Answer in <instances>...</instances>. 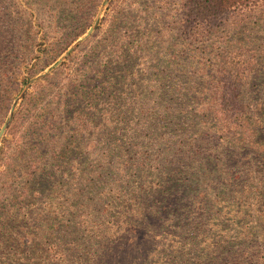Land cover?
<instances>
[{
	"label": "trees",
	"instance_id": "1",
	"mask_svg": "<svg viewBox=\"0 0 264 264\" xmlns=\"http://www.w3.org/2000/svg\"><path fill=\"white\" fill-rule=\"evenodd\" d=\"M261 6L264 0H181L183 33L205 38ZM120 48L113 58L123 57L114 56ZM217 48L212 71L197 70L203 83L182 63L160 94H128L135 85L123 73L128 66L112 62L107 97L95 95V85L82 96L81 127L98 135L81 147L96 156L104 150L91 165L98 172L88 185L92 203L61 211L49 203L38 215L48 233L18 239L22 247L2 251L0 264H264V73L245 48ZM225 203L238 205L219 206ZM116 208L125 219L105 220ZM8 232H0V246H8Z\"/></svg>",
	"mask_w": 264,
	"mask_h": 264
},
{
	"label": "rangeland",
	"instance_id": "2",
	"mask_svg": "<svg viewBox=\"0 0 264 264\" xmlns=\"http://www.w3.org/2000/svg\"><path fill=\"white\" fill-rule=\"evenodd\" d=\"M180 3L0 0V132L11 119L0 136V203L27 205L11 213L5 211L6 204L1 207L0 232L8 226L11 234L0 253L14 250L10 246L19 250L22 246L16 241L22 237L36 234L38 239L48 233L49 224L38 221V215L49 203L51 211L67 210L72 203H92L88 185L98 172L91 165L98 163L104 150L96 156L81 147L84 139L98 135L87 136L90 131L81 127V116L87 112L82 96L95 85L94 94L105 90L107 97L113 90L107 75L117 74L112 62H126L123 73L131 74L135 82L128 94L137 89L144 94L162 93L169 78L180 73L182 63L189 66L187 76L203 83L205 74L197 70L212 71L211 51H218L217 47L245 48L256 55L259 74L264 73V6L205 38H188L182 29ZM113 47H122L114 55L122 58H113ZM53 112L58 115L56 122L51 121ZM110 117L113 122L115 116ZM98 123L96 119L94 128ZM106 125L107 131H113L114 124ZM33 169L36 174L31 179ZM190 204L196 208L197 203ZM119 210L105 220L125 219ZM196 255L191 254L194 260Z\"/></svg>",
	"mask_w": 264,
	"mask_h": 264
},
{
	"label": "water",
	"instance_id": "3",
	"mask_svg": "<svg viewBox=\"0 0 264 264\" xmlns=\"http://www.w3.org/2000/svg\"><path fill=\"white\" fill-rule=\"evenodd\" d=\"M91 31H92V28L90 29L88 35L91 33ZM13 109H14V106H13V108H12V111H13ZM11 117H12V115H11ZM10 121H11V119H10V120L4 125V127L2 128V130H1V132H0V136L4 133V131L6 130V128H7L8 125H9Z\"/></svg>",
	"mask_w": 264,
	"mask_h": 264
}]
</instances>
